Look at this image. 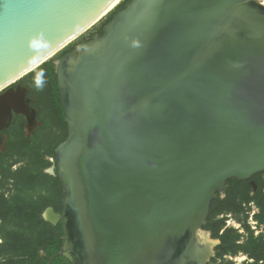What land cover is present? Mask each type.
I'll use <instances>...</instances> for the list:
<instances>
[{"label": "water", "instance_id": "obj_1", "mask_svg": "<svg viewBox=\"0 0 264 264\" xmlns=\"http://www.w3.org/2000/svg\"><path fill=\"white\" fill-rule=\"evenodd\" d=\"M120 1L0 0V91ZM242 1L132 0L83 47L111 40L100 61L77 65L71 117L57 72L69 136L56 153L54 258L75 264L69 227L76 264L202 263L196 231L217 195L264 173V7ZM12 90L0 92V124Z\"/></svg>", "mask_w": 264, "mask_h": 264}, {"label": "rangeland", "instance_id": "obj_2", "mask_svg": "<svg viewBox=\"0 0 264 264\" xmlns=\"http://www.w3.org/2000/svg\"><path fill=\"white\" fill-rule=\"evenodd\" d=\"M126 1L121 0L98 24L40 68L11 86L13 88L21 85L30 90V97H28L35 101L38 119L41 120L42 126L34 136L29 137L23 128V118L15 119L7 149L0 151V264H36L37 260L28 253V242L38 236H51L52 228L56 227L49 222L52 228L40 224L35 214L43 209L47 201L49 208H53L56 213H62L59 211L62 194L60 193V197L57 196L51 180L44 177L46 175L48 177L59 176L55 153L59 144L66 141L69 136L63 109H61L62 105L60 107L58 104L59 64L66 55H79L82 42L98 39L94 37L97 31L110 23L118 6ZM37 76H42L44 81L40 88H37L35 84ZM28 133L31 135L34 132L30 133L28 130ZM52 168L55 172L51 173ZM47 169L50 175L46 174ZM42 174L43 177L40 176ZM230 196L234 200L233 205L228 208L227 204L219 206L220 203H218L215 207L216 212L203 228L209 231L212 238L218 242L213 248L215 257L212 260L216 259V262L211 260L208 264H253L255 259L247 252L250 249V242L257 239L258 242L264 243V173L254 176L249 181H228L225 191L218 194L217 198L222 201ZM64 202L65 199L62 203ZM44 212L45 210L41 218L45 221ZM226 235L228 240L226 250L228 251L223 257H218V253L223 254L226 251L220 249L221 238ZM15 237V241H11ZM6 239L10 242L5 245ZM63 245L64 232L62 247ZM27 255L29 256L27 259L21 260L22 256ZM40 257L44 258L45 263L48 262V264L51 261L53 264L56 259L47 257L44 251H40ZM57 264L64 263L60 261Z\"/></svg>", "mask_w": 264, "mask_h": 264}, {"label": "bare ground", "instance_id": "obj_3", "mask_svg": "<svg viewBox=\"0 0 264 264\" xmlns=\"http://www.w3.org/2000/svg\"><path fill=\"white\" fill-rule=\"evenodd\" d=\"M117 4V3H116ZM252 5L255 7H264V0H244L240 3H237L236 8H241V6L243 5ZM115 6V5H114ZM113 6V7H114ZM112 7V8H113ZM113 35V34H112ZM110 43L111 40L109 39V41L107 39L102 40V41H97L94 44H89L86 47V51L84 52L83 50L80 52L79 55H81L79 57V55L74 56L73 54L71 55H67L66 57L63 58V60L60 62L59 64V77H60V83H61V88H62V92H63V99L66 102V108L70 114L69 117H71L72 114V102L70 99V96L68 94V87H70V84L73 82V78L75 77V73H76V68L77 65L80 63H89V62H94L97 59L100 61V58H104L107 50L110 47ZM17 81H14L11 85H8V87H6V89H3L2 93L8 91L11 89V86L13 84H15ZM12 95H16L17 97L15 99H9V101H12L11 103H7V107L10 106L9 108H7L6 112H7V120L0 124L2 125L1 129H6L12 122V117H13V112L17 113V114H26L29 117V124H31L34 121L35 118V114L33 115V108L31 107V99L27 98V94H28V90L24 87H22L21 85H19L17 88H14L11 92ZM15 101V102H13ZM14 105V106H12ZM12 106V107H11ZM6 109V108H5ZM3 109L0 113L3 114L4 110ZM1 134V133H0ZM3 137L0 135V140ZM1 142V141H0ZM5 143V140L2 141V143ZM3 145V144H2ZM62 154V152H61ZM63 155V154H62ZM61 155V166L63 169V158ZM59 213H56L53 209H49L48 212L45 215V218L48 220L49 223H52V225H56L59 221V219L61 218L60 216H58ZM62 220V219H61ZM60 223H62V221H60ZM58 223V224H60ZM69 223V222H68ZM57 224V225H58ZM77 233H75L76 235ZM76 237L71 235V230L69 229V227L67 228V250H66V255L75 262L76 264V255L75 252H72V248L71 247V243L75 242L76 244ZM217 240L213 239L211 237L210 232L205 231L203 228H200L196 231V246L197 249H200L202 256H203V260L202 263L199 264H206L208 259L210 257H212L214 255V251L213 248L214 246L217 244ZM78 244L83 245L82 241H78ZM74 247L76 248V246L74 245Z\"/></svg>", "mask_w": 264, "mask_h": 264}, {"label": "trees", "instance_id": "obj_4", "mask_svg": "<svg viewBox=\"0 0 264 264\" xmlns=\"http://www.w3.org/2000/svg\"><path fill=\"white\" fill-rule=\"evenodd\" d=\"M131 1L132 0H127L124 4L118 6L115 14H113L112 17H111V21L113 20V18L115 17V15L117 13H119L120 11L124 10L126 8V6ZM104 27L100 28L97 31V33L95 34L94 37H98L99 38V37L103 36V34H104ZM87 42L88 41L82 42L81 47L83 48L84 45ZM58 104L61 107V101H60L59 98H58ZM65 124H66V128H67L68 126H67L66 121H65ZM40 176L43 177L44 175L42 174ZM44 177L49 178L51 180V182H52L51 185L53 186V189L55 190V194L57 196L59 195V197H60V193L62 194V197L60 198L61 199V205H59L60 206L59 211H63L64 204L62 202L65 199V194H64L63 186H62V183H61V180H60L59 176H57V177L49 176L48 177L46 175ZM215 201H218V202H215ZM215 201L212 204L211 214H210L209 219H211V216L216 212L215 211V207L217 206L218 203H220L219 206H222V205L227 204L228 205V208H230L233 205V203H234V200L232 199V196L226 197V199H224L222 201L218 200V198H217ZM49 207L50 206H49L48 201H47L44 204L43 209L41 211L39 210L38 213L35 214V217L39 220L40 224H42V225H48V226H50L48 222H45L41 218L42 212L44 210H46L47 208H49ZM263 213H264V205H263ZM50 227L52 228V226H50ZM52 229H53V232H52L51 236H49V237H46V236L45 237L38 236L37 238H34V240L28 242L29 244L27 243L28 244L27 245V247H28V253L29 254H32L34 256V258L37 260V263L36 264H48V262L45 263L46 260L44 258H41L40 257V251H44L47 257L52 258V257H55L61 251V249H62V239H63L62 223L58 224V226H56V227H54ZM205 231H207V230H205ZM15 239H16V237L14 239L12 238L11 241H15ZM221 241H222V244L220 246V249L224 251V250H226V244H228L227 235L225 237H222L221 238ZM9 242L10 241H8L6 239L5 245L7 243H9ZM13 244H15V243H13ZM249 245H250V249L247 252L251 255V257L253 259H255V263H253V264H260V262H263L262 264H264V243H260L256 239L254 241H251ZM227 251L228 250H226L223 254L222 253H218V257H223ZM28 257H29L28 255L27 256H22L21 260H25ZM215 260L216 259H213L212 262H216ZM60 261H62L64 264H71L64 257L56 258L54 260L53 264H57Z\"/></svg>", "mask_w": 264, "mask_h": 264}, {"label": "flooded vegetation", "instance_id": "obj_5", "mask_svg": "<svg viewBox=\"0 0 264 264\" xmlns=\"http://www.w3.org/2000/svg\"><path fill=\"white\" fill-rule=\"evenodd\" d=\"M88 43V42H87ZM85 46V45H84ZM83 49V48H82ZM82 49H81V51H82ZM80 51V52H81ZM69 55H71V54H69ZM67 56V55H66ZM18 87V86H17ZM17 87H13V88H11V89H14V88H17ZM22 87H24V86H22ZM24 88H26V87H24ZM27 90H28V94H27V98H29L30 97V90L28 89V88H26ZM58 90H59V88H58ZM29 96V97H28ZM59 98H60V93H59ZM30 99V98H29ZM32 101V100H31ZM31 107L34 109L33 110V115L35 114V111H36V114L34 115L35 116V118H34V121L31 123V124H29V117H28V115H26V114H17V113H15V112H13V117H12V122H11V124L6 128V129H1L0 130V135L3 137L0 141V146H4V147H0V151L1 152H3V151H5L6 149H7V145H8V142H9V138H10V131L12 130V128H13V126H14V124H15V119H17V118H19V117H22L23 118V120H24V126H23V128H24V131H25V133L26 134H28V136L29 137H31V136H34L35 135V133L41 128V126H42V122H41V120L40 119H38V110H37V108H36V106H35V101H32L31 102ZM62 105V104H61ZM28 130H29V132L30 133H32V132H34L33 134H29L28 133ZM3 140H5V143L3 142L2 143V141ZM3 144V145H2ZM60 145V144H59ZM58 149V148H57ZM56 153H57V150H56ZM56 153H55V158H56ZM50 168V167H49ZM48 168V169H49ZM48 169H47V173L46 174H48ZM51 173H52V171L53 172H55V169L54 168H52L51 170ZM48 175H50V174H48ZM52 176H56V175H52ZM57 177V176H56ZM49 210V209H48ZM48 210L46 211L45 210V212L43 213V215L44 214H46L47 212H48ZM44 217V216H43ZM57 226V225H56ZM209 232V231H208ZM212 237V236H211Z\"/></svg>", "mask_w": 264, "mask_h": 264}, {"label": "clouds", "instance_id": "obj_6", "mask_svg": "<svg viewBox=\"0 0 264 264\" xmlns=\"http://www.w3.org/2000/svg\"><path fill=\"white\" fill-rule=\"evenodd\" d=\"M43 83H44V81H43L42 76H37L36 79H35L36 87L37 88L42 87L43 86Z\"/></svg>", "mask_w": 264, "mask_h": 264}]
</instances>
